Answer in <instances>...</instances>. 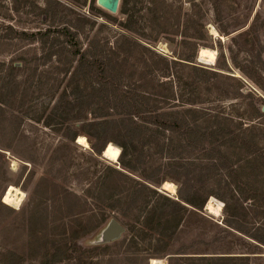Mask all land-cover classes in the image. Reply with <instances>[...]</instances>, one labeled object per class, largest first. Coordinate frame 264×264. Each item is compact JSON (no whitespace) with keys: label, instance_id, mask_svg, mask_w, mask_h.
I'll return each instance as SVG.
<instances>
[{"label":"rangeland","instance_id":"374dc122","mask_svg":"<svg viewBox=\"0 0 264 264\" xmlns=\"http://www.w3.org/2000/svg\"><path fill=\"white\" fill-rule=\"evenodd\" d=\"M110 4L101 5L98 0H0V18L13 15L18 31L24 25L31 31L42 30L47 27L42 12L49 8L58 24L79 30L84 47L85 37L106 41L112 49L121 44L128 55L122 62L128 83L155 94L161 107L187 117L198 131H225L208 143L220 147L231 163L227 166V159L206 151L201 142L185 148L179 135L167 133L172 141L169 149L149 140L136 144L127 161L134 173H128L120 166L121 150L115 144L107 146L104 157L97 156L88 138L80 135L84 133L79 110L50 114L49 101L61 92L53 96L44 91L20 106L13 98L3 109L13 116L18 110L17 139L0 136V143L11 145L16 154L0 148V202L4 203L10 186L26 197L20 209L11 207L12 216L0 212V264H41L58 241L73 234L81 237L72 241L56 264H264V245L251 238L258 228L264 230V209L243 200L248 194L244 183L264 190V0H116ZM126 34L140 45L121 42ZM8 59L0 56V60ZM43 70L34 64L26 73L19 68L18 80L23 85H36L45 81L41 80ZM7 74V70L1 73L4 77ZM57 79L63 86H71L68 78ZM12 82L14 91V79ZM91 112L89 108L84 113L88 120ZM7 130L14 135V123ZM240 130L247 143L229 141L223 145L222 141ZM78 137H85L90 148L78 145ZM253 141L259 150L252 146ZM26 158H35L40 164ZM210 158L227 167L207 170L200 176L191 174L195 187L188 193L207 197V202L203 210L183 203L189 208L175 235L168 238L177 219L171 216L170 208L162 207L167 203L164 197L178 199L179 167L197 161L202 169V165L211 164ZM52 160L57 163H50ZM48 168L59 179L48 174ZM115 168L145 181L157 192H141L140 199L130 204L127 217L123 209L131 198L120 201L108 190L103 193L107 202L102 204L86 192H99L98 180ZM45 179L58 186L50 187ZM240 181L243 185L238 190ZM164 183L175 185L176 194L163 190ZM62 188L73 195H64ZM218 195L224 196L226 203L217 199ZM108 204L117 205L112 209ZM152 206L158 211L155 220ZM113 222L118 230L112 227ZM149 225L161 234L151 231ZM238 227L249 235L234 229ZM125 237L127 241L119 248ZM133 237L137 249L149 251L125 260L128 255L124 252ZM157 239L168 242V251L147 260V253H160L162 244ZM212 256L232 261L199 259Z\"/></svg>","mask_w":264,"mask_h":264},{"label":"trees","instance_id":"16d2710c","mask_svg":"<svg viewBox=\"0 0 264 264\" xmlns=\"http://www.w3.org/2000/svg\"><path fill=\"white\" fill-rule=\"evenodd\" d=\"M42 15L46 17L47 27L37 31L28 30L25 27L26 25L22 26L20 31L16 30L14 28L13 15L8 14L0 18V56L9 57L8 60H0V82L2 78L5 79L3 84L0 83V127L2 128L0 136H10L15 141L17 139L18 121L20 120V117L17 115L18 110H14L13 116V114H8L3 109L13 98L16 103L24 105L29 98L39 97L44 91H48L53 96H55V93L61 92L57 98L49 101L50 114H71L74 110H79V113L83 114L79 121L82 122V133H84L80 135L88 138L90 146L97 156H101L109 144H115L121 150L119 157L120 166L128 173H134L133 166L127 161L131 153L133 154V151L136 149V144L139 141L149 140L154 141V143H161L162 149H169L172 141H170L171 136L166 137L167 133L179 135L185 148L194 142H201L200 146L206 149V151L218 153L220 158L227 159L225 163L229 166L231 162L225 157L220 147H213L208 143L211 141L210 139L218 140L220 134L225 133V131L220 132L214 128L206 131V133L198 131L191 127L192 124L187 117H178L175 115V112L161 107L160 103L162 102L156 100L155 94L146 90H140L137 85L131 86L128 83L127 76L125 75L127 70L124 69L122 64V62L127 60L128 55L125 54L121 44L118 45L117 49H112L108 48L106 41L85 37L87 45L84 47L79 30L68 25L58 24L49 8L44 10ZM128 29L132 31L130 28ZM121 42L140 45L136 38L127 34L122 36ZM18 44L22 45L20 50L17 48ZM32 64L36 65V69H40L41 66L44 67V70L40 73L42 76L41 80L44 79L45 81H39L36 85L32 83L23 85L18 80L17 70L21 68V71L26 73ZM4 70L8 72L5 77L1 75ZM57 77L68 78L71 86H63L62 81L58 80ZM13 79L14 91L11 89ZM72 83H74V86H72ZM89 108L92 111L90 120L84 114ZM13 123L14 135H10V131L7 128ZM219 129L221 128L219 127ZM226 131L229 132V127L226 128ZM76 135L70 138V140L74 141L77 138ZM230 139L222 141L223 145H227L231 141L247 143V137L242 130ZM252 146L258 150L260 148L255 141L252 142ZM1 147L16 154L15 149L11 145L0 143ZM26 159L30 163L40 164L35 158ZM209 161L211 164L202 165V169L199 167L201 164L198 165L197 161L180 163L181 166L178 169L177 175L179 185L178 199L164 197L167 203L163 204L162 207L163 209L170 208L172 210L171 216L177 219L168 238H172L175 235L189 207L203 210L207 202V197L202 198V196H197L195 192L193 196L188 193L189 190L194 191L195 187V185H191V174L200 176L207 170L219 171L227 167L224 164L220 166V161H217L215 158H210ZM51 162L57 163V161L53 160ZM108 170L107 174L111 172L110 175H114L115 178L105 175L98 180L97 187L98 189L100 188L99 192L94 194L86 192L98 200V202H102V204L107 202L105 197H103V193L108 190L115 192V195L112 197L120 198V201L131 198L127 208L123 209L126 217L128 216L130 204L134 199L139 198L138 195L141 192L146 191L157 194L145 181L132 179V177L116 168ZM47 173L59 179L49 168L47 169ZM45 181L50 187L58 186L57 183L50 182L48 179H45ZM128 183L132 184L130 188H127ZM242 185L243 183L240 181L238 190L242 189ZM244 186L248 194L244 196L243 200L253 201V205L257 209H264V190L257 186H251L248 183L247 185L244 183ZM62 190L66 196L73 195L69 194L65 188H62ZM216 197L226 203L224 196L218 195ZM183 203L189 207L184 206ZM116 205L108 204L112 209H115ZM74 209L75 205L67 215L70 216ZM151 209V212L154 211L153 220H155L158 214L157 207L152 206ZM0 212L6 213L9 216L14 214V210L2 202H0ZM93 217L94 215L88 217L90 223L93 221ZM137 219L139 220V217ZM128 226L132 230L135 228V225L128 224ZM148 227H150L151 231L161 234L153 226L149 225ZM30 229L32 230V233H30L32 237L34 230L33 220L30 223ZM234 229L246 236L249 235V232L244 228L238 227ZM257 231L258 233L253 234L251 238L264 245V230L258 228ZM66 234L67 230L64 229L63 235L66 236ZM80 237L78 234H73L71 238L65 237L64 240L58 241L41 264H56L59 261V256L70 249L72 241H76ZM157 240L162 244L159 250L160 253H147V260L149 257L159 258L167 253L168 242ZM126 241L127 237L119 244V248ZM137 247L138 244L133 237L129 240L128 250L124 252V254L128 255L125 260H133L135 256L143 254L144 251H149L137 249ZM160 254L161 256H159ZM206 258H210V261L216 262L232 261L227 257H202L199 259L201 261H208Z\"/></svg>","mask_w":264,"mask_h":264},{"label":"bare ground","instance_id":"6f19581e","mask_svg":"<svg viewBox=\"0 0 264 264\" xmlns=\"http://www.w3.org/2000/svg\"><path fill=\"white\" fill-rule=\"evenodd\" d=\"M99 4L106 5L110 2V0H98ZM214 34V33H213ZM216 34V33H215ZM77 144L89 149V143L85 137H78ZM106 150V149H105ZM163 190L175 195L176 194V187L175 185L171 183H164L163 184ZM26 194L23 193L18 188H15L13 186H10L7 189V192L4 197V203L7 204L10 207H13L15 209H20L25 201Z\"/></svg>","mask_w":264,"mask_h":264},{"label":"water","instance_id":"95a60500","mask_svg":"<svg viewBox=\"0 0 264 264\" xmlns=\"http://www.w3.org/2000/svg\"><path fill=\"white\" fill-rule=\"evenodd\" d=\"M111 1H116V0H110V2L108 3V4H106L107 6H110L111 4ZM263 110H264V108H263ZM104 153H105V151L102 153V156L104 157ZM112 227H114V228H116L117 230L120 228L119 226H117V223H115V222H113V225H112ZM151 262V261H150Z\"/></svg>","mask_w":264,"mask_h":264},{"label":"crops","instance_id":"0c3cea01","mask_svg":"<svg viewBox=\"0 0 264 264\" xmlns=\"http://www.w3.org/2000/svg\"><path fill=\"white\" fill-rule=\"evenodd\" d=\"M212 257H214V256H212Z\"/></svg>","mask_w":264,"mask_h":264}]
</instances>
